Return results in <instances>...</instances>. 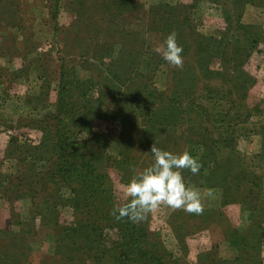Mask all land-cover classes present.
Returning <instances> with one entry per match:
<instances>
[{"label": "rangeland", "instance_id": "1", "mask_svg": "<svg viewBox=\"0 0 264 264\" xmlns=\"http://www.w3.org/2000/svg\"><path fill=\"white\" fill-rule=\"evenodd\" d=\"M172 32L178 45L186 49L181 53L182 68L169 65L154 51ZM237 48L246 50L249 57L242 68H235L233 61L230 68L224 63ZM109 63L114 65L109 69L112 74L125 78L128 93L161 92L163 97L150 102L152 108L163 104L190 111L196 123L186 118L176 127H168L166 134L175 138V152L188 151L197 159L202 152L207 155L204 171L186 176L184 169L180 170L185 186L200 192L202 213L184 211L186 225H175L174 236L168 223L173 210L161 205L144 220L148 229L160 236L169 258L177 264H224L236 258L237 245L229 243L228 236L234 240V232L239 231L251 236L258 224L264 234V0H0L2 257L11 255L17 260L16 254L28 250L35 260L38 253L45 257L52 251L54 238L41 226L38 214H31L33 206L53 200L44 175L51 163L36 158L32 170L25 172L22 156L42 140L36 123L54 113L58 91L62 90L61 74L62 79L68 75V81L86 80L82 92L89 99L102 92L104 100L96 105L101 112L117 109L112 99L121 94L105 92ZM218 64L222 66L220 73L204 78L208 67ZM189 67L201 81L178 98L173 94L174 83L190 79ZM129 77L133 78L130 82ZM239 80L246 87L232 89ZM75 90L67 94L77 97ZM109 122L114 121L106 116L95 121L96 139L112 159L121 160L118 152L123 149L134 169L132 179L153 163V145L141 138V128L145 127L141 124L147 122L133 119L124 134L121 125ZM195 124L198 132L192 129ZM212 155L223 163L222 169L231 167L240 177L245 175V180L212 184L207 171L220 165L206 164ZM120 175L121 171L110 169L115 202L123 205L127 202L123 194L126 184ZM28 184L37 189L33 197L26 195ZM226 190L231 191V197L223 194ZM233 192L245 194L246 202L233 201ZM71 220L66 208L60 211V225ZM104 233L108 236L111 230ZM181 243L186 248L181 249ZM17 245L21 250H13ZM42 258L35 261L58 263L52 256L43 262ZM261 262L264 264V251ZM8 264L18 263L9 259Z\"/></svg>", "mask_w": 264, "mask_h": 264}, {"label": "trees", "instance_id": "2", "mask_svg": "<svg viewBox=\"0 0 264 264\" xmlns=\"http://www.w3.org/2000/svg\"><path fill=\"white\" fill-rule=\"evenodd\" d=\"M234 51L237 53L229 57L230 59L224 64L231 68L229 64L233 61L235 68H242L249 54L246 50L238 48ZM182 52L185 53L186 49L183 48ZM111 66L114 65L109 63L106 67L109 74L104 77L107 80L105 92L106 95L121 94L119 98L112 99L117 109L101 112L102 110L96 105L101 104L100 100H104L103 96L100 97L102 92L97 98L89 99L86 97V93L82 92L84 90L82 85L86 84V80L79 81L71 78L68 81V75L62 79L61 74L59 87L62 90L58 91L54 113L49 114V118L45 116L36 123L43 133L42 140L37 146L27 148L22 156V171L25 172L32 170L34 164L31 163H34L36 158L39 160L48 159L51 163L49 170L45 171L44 175L47 182L50 183L48 195L53 200L51 203L46 200L42 204L33 206L31 214H38L41 226L47 227L50 232L48 234L54 238V247L48 256L45 254L44 257L38 253L36 259L42 256L41 261L43 262L52 256V258L58 259L57 264H177L169 258L170 254L163 245L160 236L148 229L147 221L132 223L127 218L117 221L110 214L113 205L116 204L110 169L115 168L121 171V181L126 185L131 180L134 169L121 148L118 152L122 157L121 160L112 159L105 155L100 142L96 139L98 134L95 132V121L106 116L114 121L109 122L108 125L114 123L117 125L116 123H118L123 129L122 134H124L125 130L128 129L127 125H130L133 119L141 118L147 122V124H141L145 125L141 128V138L144 136L151 145L177 153L174 150L176 144L173 143L175 138L174 140L170 138L166 134V129L170 126L176 127L186 121V118L188 121L196 123L197 118L191 117L190 111L187 112L188 110L185 111L184 108L178 106L171 108V105L160 104L159 108H152L150 102L163 97L161 92L158 91L157 94L153 93L152 95L128 93V84L126 85L124 82L125 78L122 74H112L109 70ZM221 70V64L215 68L209 66L205 71V77H203L213 78ZM186 71L192 73L190 79L185 81L177 79L174 83L176 86L173 94L177 95L178 98H181L179 95L189 93L190 85H198L202 78L195 75L190 67ZM233 78L230 81H233ZM132 79L129 77L127 80L130 82ZM242 85H245V82L239 80L232 89L238 90L246 87ZM75 88L77 90L73 94L77 97L67 94ZM192 129L195 130L194 132H198L196 124L193 125ZM83 135L88 137L86 139L80 138ZM224 141L219 140L218 143H224ZM193 143L202 147L206 145L205 142L194 141ZM29 157H32V162H30ZM206 157L207 155L202 152L198 158L202 165L200 170H205L204 161ZM213 163L220 164L218 159L212 155V160L206 161V164L211 165ZM222 165L223 163L216 167L218 171L214 170L215 167L209 168L207 171V177L213 181L212 184L225 181L230 183L231 179L232 181L237 179L239 182L245 180V175L240 177V174L237 175L231 167L225 166L222 169ZM184 173L186 176L192 174L187 169H184ZM127 174L130 177H127ZM201 174L202 172H200ZM28 185L29 190L26 195L29 194L33 197L34 190L37 191V189L35 186L33 188L32 184ZM203 185L206 184L203 183ZM223 194L231 197L229 190ZM233 195V201L241 204L246 202L245 194L239 193L237 195L233 192ZM64 208L71 213L72 220L68 224L60 225L57 220L60 211ZM184 213L181 209L173 210L168 218V223L171 225L169 227L174 236L175 225L178 227L186 225L183 222L186 216ZM176 221L178 222L176 223ZM258 225L255 227L256 234L252 233L251 236L240 231L234 232V240L228 236V242L237 245L238 256L231 260H225L224 264H262L264 234H262L261 226ZM105 229H110L111 234L105 236ZM1 232L4 230H0ZM181 245V249L186 248L185 243H181ZM15 249L16 251H18L17 249L21 250V246L17 245L13 248V250ZM252 249L255 250V253ZM9 251L14 254L11 250ZM27 251L16 254L17 260H14L11 255L8 258L2 257L3 254L0 253V264H8L9 259L18 264H38L36 259H32V255Z\"/></svg>", "mask_w": 264, "mask_h": 264}, {"label": "clouds", "instance_id": "3", "mask_svg": "<svg viewBox=\"0 0 264 264\" xmlns=\"http://www.w3.org/2000/svg\"><path fill=\"white\" fill-rule=\"evenodd\" d=\"M169 65L182 68V46L178 45L176 33H169L163 45L154 49ZM153 163L133 177L123 188L126 203L114 204L110 214L117 220L127 218L132 223L144 221L148 214L161 205L172 210L201 214V194L195 188L185 186L181 171L187 169L193 175L199 173L201 164L188 151L173 153L155 145L150 150ZM211 195V193H209Z\"/></svg>", "mask_w": 264, "mask_h": 264}]
</instances>
